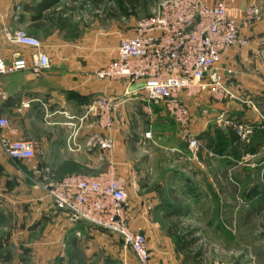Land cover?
<instances>
[{
  "label": "rangeland",
  "instance_id": "374dc122",
  "mask_svg": "<svg viewBox=\"0 0 264 264\" xmlns=\"http://www.w3.org/2000/svg\"><path fill=\"white\" fill-rule=\"evenodd\" d=\"M22 1L0 3L19 8ZM162 1L102 0L96 5L92 0H61L59 7L67 17L60 20L56 16L50 22L65 26L67 38L83 36L91 46L101 47L103 61L108 63L117 42L129 37L139 21L154 15ZM250 4L243 14L244 28L264 23V4ZM249 10L254 11L252 19L246 18ZM239 38L245 41V47L247 38L241 34L240 25ZM237 47L241 48H233ZM223 55L218 68L230 69L232 77L243 70L264 80V62L233 64L222 60ZM134 86L139 88L140 84ZM231 87L235 100L216 102L206 95L191 100L185 134L196 136V154L186 144L177 148L176 138H165V122L177 138L182 134L165 118L162 105L157 104L161 108L151 119L144 113L137 114L135 105L125 108L118 138L121 147L116 149L120 162L113 168L116 176L138 189L136 194L127 195L129 229L145 233L150 264H162L163 258H167L165 264H264V97L255 101L250 93L245 95L239 87ZM219 115L235 126L250 127V134L241 141L231 129L222 130L217 123ZM165 148H176L179 159L166 154ZM0 156H5L1 147ZM1 162L0 264H138L118 238L95 242L90 253L68 244V240L64 245L41 240L34 232L33 212L24 211V206L35 207L38 201L25 195L20 186L26 181L14 175L15 170L25 169L6 160ZM63 167V177L93 176L109 170L107 163L91 169L74 163ZM166 169L175 175L165 176ZM34 177L27 181L32 186L38 180ZM173 226L178 235L169 233ZM21 233L26 236L21 237ZM188 240L191 244L182 251ZM7 255L9 260L5 262Z\"/></svg>",
  "mask_w": 264,
  "mask_h": 264
},
{
  "label": "built area",
  "instance_id": "2783aa9c",
  "mask_svg": "<svg viewBox=\"0 0 264 264\" xmlns=\"http://www.w3.org/2000/svg\"><path fill=\"white\" fill-rule=\"evenodd\" d=\"M249 10L246 18L252 19ZM3 35L9 44L29 48L35 53L31 69L35 72L50 67L49 59L41 50V43L23 29L3 27ZM239 38V25L228 12L223 0H164L157 12L139 21L132 34L120 39L114 49V57L95 73L99 80L123 81L127 86L140 84L147 106L156 103L181 131V140L191 153L196 154L199 145L194 135H186L190 121L187 102L202 95L216 102L237 97L231 87L232 71L218 68L221 56L235 46L243 47ZM24 67L19 59L9 65L0 58V79ZM119 99L103 97L93 101L85 111V117L96 119L101 130L112 127L113 114ZM222 130L231 129L239 140L250 134V127L235 126L222 115L217 118ZM8 121L0 116V147L4 155L15 165L31 164L36 145L31 140L12 139L4 130ZM69 127L72 124L68 125ZM150 138V133H145ZM74 139L69 137L67 145ZM90 146L107 153L113 148L110 137H95ZM99 161H103L101 155ZM38 179L35 187L41 190L51 206L64 213L69 223H82L109 237L120 239L134 255L138 264H150V253L145 233L129 229L127 215V185L116 176L113 165L97 175L65 176L56 179L49 168L31 169Z\"/></svg>",
  "mask_w": 264,
  "mask_h": 264
},
{
  "label": "crops",
  "instance_id": "0c3cea01",
  "mask_svg": "<svg viewBox=\"0 0 264 264\" xmlns=\"http://www.w3.org/2000/svg\"><path fill=\"white\" fill-rule=\"evenodd\" d=\"M223 2L229 15L240 25V32L246 36L247 45L230 49L223 55L222 60L233 64L234 61L245 63L246 60L256 65L264 62V23L253 28L242 26L244 11L250 3L264 4V0ZM45 3L46 0H23L19 8L16 5L5 7L0 3V58L7 65L19 59L24 64L22 69L0 79V116L9 123L8 128L3 131L4 134L12 139L31 140L36 145L35 163L33 159L31 164H19L26 173L16 170L14 173L24 183L26 181L20 186L25 195L38 201L35 207L24 206L25 212H33V226H36L33 227L34 232L39 233L41 240L61 244L68 240V244L80 246L90 253L95 242L102 243L110 237L82 223H69L66 215L51 206L43 192L35 187V183L32 186V183L27 182L34 177L31 169L49 168L57 178L55 174H64L63 165L67 163L79 164L89 169L94 165L107 163L116 168L120 162L116 158V149L121 147L118 142L120 122L126 106L135 105L137 114L144 113L150 119L160 106L154 103L147 106L144 95L134 85L127 86L120 80L107 82L97 79L95 73L107 64L102 58L104 50L91 46V43L85 42L83 36L78 39L67 38L65 26H54L50 22L56 16L60 20L67 17L59 7L61 0L47 8ZM39 7H45L39 15L31 11L32 8ZM3 27L23 29L29 36L37 39L42 45L41 50L49 59L50 67L40 72L33 71L31 64L35 52L26 47L9 44L3 35ZM248 72L243 73L241 70L240 73H233L231 86L239 87V91L245 95L250 93L257 101L264 97V80ZM103 97L117 98L120 102L113 114L112 127L108 130H101L95 118L84 116L88 105ZM187 103L190 108L192 101ZM164 112L165 118L174 124L166 111ZM69 124L72 126L69 127ZM69 137L74 140L67 145ZM95 137H110L114 142L113 149L101 154L97 146H90ZM169 137L176 138L177 148L185 144L177 138L178 135L169 131L165 122V138ZM165 152L176 159L181 155L176 148H165ZM99 155L103 157V161L98 160ZM4 157L0 156V162L6 160L13 164ZM14 166L16 167L15 164ZM166 175L170 177L175 174L166 169ZM136 190L138 189L134 184L128 183L127 195L136 194ZM138 231L144 233L143 230ZM20 236L25 237L26 233H21ZM166 260L167 258H163L162 264Z\"/></svg>",
  "mask_w": 264,
  "mask_h": 264
},
{
  "label": "trees",
  "instance_id": "16d2710c",
  "mask_svg": "<svg viewBox=\"0 0 264 264\" xmlns=\"http://www.w3.org/2000/svg\"><path fill=\"white\" fill-rule=\"evenodd\" d=\"M130 1V0H129ZM57 2V0H46V8H47V6L49 7V6H51V5H53V4H55ZM92 2L93 3H95L96 5L97 4H100L101 2H102V0H92ZM45 7L43 8H41V7H39V9H31V11L32 12H34V13H36L37 15H39V13H40V11L42 10V9H45ZM25 9H27V7L25 6ZM228 136H230L231 138H233V139H235V135L234 134H229L228 133ZM56 176H57V178H61V177H63L64 176V174H59V173H57V174H55ZM56 178V179H57ZM169 233L171 234V235H178L179 234V231L177 230V228L175 227V226H173V227H171L170 229H169ZM191 240H188V241H185L184 243H185V245L181 248L182 249V251H185V248H187L190 244H191ZM5 262H7L8 260H9V256L7 255L6 257H5Z\"/></svg>",
  "mask_w": 264,
  "mask_h": 264
}]
</instances>
